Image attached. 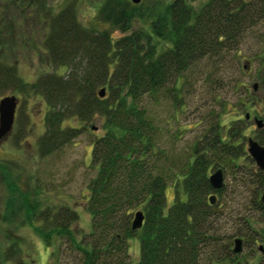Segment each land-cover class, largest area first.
Masks as SVG:
<instances>
[{"label":"trees","instance_id":"16d2710c","mask_svg":"<svg viewBox=\"0 0 264 264\" xmlns=\"http://www.w3.org/2000/svg\"><path fill=\"white\" fill-rule=\"evenodd\" d=\"M7 1L29 26L31 47L36 43L35 49L43 52L51 68L34 79L19 73L13 60L19 45L6 20V8L0 7V99L16 94L43 103L37 156L59 151L79 137L86 124L99 123L91 130L100 133L93 135L90 148L88 167L93 176L85 187L90 221L86 234L75 230L78 213L74 209L42 202L39 189H27L26 181H21L23 173L13 176L6 163H0V184L7 189L1 221L37 234L50 250L52 264L65 258L75 264H129L132 238L138 242L135 264H264V257L249 262L232 252L234 239H240L241 246L259 243L264 253V229L253 228L258 221L251 213L264 217L259 200L264 169L250 175L255 177L256 189L243 204L246 212L231 218L237 220L231 223V235L221 234L216 225L227 208L224 189L212 190L207 180L217 169L239 170L238 162L246 158L241 148L246 114L221 125L219 115L226 101L215 95L220 111L212 115L200 139L183 160L165 158L160 164L162 153L157 155L156 133L145 102L164 89L168 96L179 98L186 74L202 61L214 74L223 75L229 57L258 28L262 52L255 72L258 89L253 93L264 92V0H204L197 5L198 0H171L157 10L104 0L99 20L117 37L84 26L76 15L77 0L55 7L46 0ZM139 21L144 25L134 28ZM235 83L221 76L217 89L234 88ZM101 89L103 97L98 95ZM259 118L263 126L254 139L264 147V115ZM25 120L15 112L6 139L11 137L16 148L27 142ZM170 182L173 201L168 206L165 190ZM211 195L215 196L212 204ZM136 211L142 212L143 223L131 230ZM33 262L20 238L0 244V264Z\"/></svg>","mask_w":264,"mask_h":264},{"label":"rangeland","instance_id":"374dc122","mask_svg":"<svg viewBox=\"0 0 264 264\" xmlns=\"http://www.w3.org/2000/svg\"><path fill=\"white\" fill-rule=\"evenodd\" d=\"M65 1L69 0H46L48 4L50 3L54 7L63 4ZM117 1L122 4H132L130 0ZM169 1L171 0H139L138 4L141 8L144 7L143 9L150 10L153 8V10H157L163 3ZM199 1L204 0H198L195 5ZM103 2L104 0H77L76 15L84 26L97 30L104 29L112 34L113 30L101 22L98 17ZM0 7L6 8L4 11L6 20L10 22L14 40L19 45L15 47L13 59L19 73L34 79L38 73L51 70L50 67H47L43 52L35 49L36 43L34 49L31 47L34 40L32 35L30 36L29 26L20 19L7 0H0ZM134 25V28H139L144 23L139 21ZM112 36L117 37L118 33L113 32ZM258 36H261L260 28L246 35L237 54L229 57L223 75L222 72L214 74L212 68L205 61H202L195 64L186 74L185 86L183 90L181 89L179 98L172 95L168 96L167 90L164 89L145 100L147 115L156 133L157 155L160 153L159 151L162 153L158 155L160 164L165 161V158L168 162L183 160L184 153H187L192 145L200 139L212 123V115L220 111L215 95H218L220 100L226 101L225 108L220 111L219 115L221 125L225 126L231 120H241L247 114L245 130L242 132L244 140L241 146L246 158H242L238 162L239 170L224 169L222 171L225 185L222 197L226 199L227 208L223 210L216 225H220L219 232L225 235L226 233L233 234L234 228L230 229V226L232 221L236 223L237 220L231 218L246 212L243 204L252 197L251 190L256 189L257 182H252L255 177L250 175L253 176V173L260 172V169L255 166L254 161L246 152V140L249 138L255 140L254 137L258 132L253 123V118L260 119L259 117L264 115V92L253 93L251 89L252 84L257 83L255 72L259 65L260 52H262L257 43ZM245 61L248 63L246 71L242 69V64ZM213 74L214 77H212ZM221 76L236 82L235 87L217 89V80ZM239 86L241 89H238ZM12 96L18 100L16 111L21 118H26L24 131L27 133V138L25 137V140L31 146L27 147L24 142L23 145L21 144L16 148L11 137L4 140L0 144V163L8 164L13 171V176L23 173L21 181H26L24 186L36 191L39 189L37 196L42 202L48 201L74 209L78 213L75 230L80 231V234H86L90 221L85 212V187L89 178L93 176V172L88 167L90 148L93 135L100 133L99 129L92 131L91 127L98 128L99 123L92 122L84 125L83 133L71 143L47 157L39 158L36 154L35 142L41 129L40 119L44 105L36 98L26 99L16 94H12ZM243 105H246L244 109ZM76 125L83 126L81 123ZM248 180L252 184L241 185L242 182ZM20 186L22 187V184ZM165 196L169 206L173 201L171 182L166 187ZM6 197L7 189L3 184H0V244L8 243L9 239L16 236L21 239L25 249L31 253L34 264H52V260L49 258L50 250L43 245L37 234L27 227L15 229L12 224L1 221ZM251 213H254V219L258 221V223L253 224V228L256 230L264 229V217L261 218L263 213ZM258 245L259 243L253 245L244 242L238 257L247 259L249 262L260 260L264 257V253L258 250ZM61 248L65 249V246L62 245ZM128 256V263L135 264L138 258V242L135 238L128 240ZM69 260L67 258L62 259L60 264H75Z\"/></svg>","mask_w":264,"mask_h":264},{"label":"water","instance_id":"95a60500","mask_svg":"<svg viewBox=\"0 0 264 264\" xmlns=\"http://www.w3.org/2000/svg\"><path fill=\"white\" fill-rule=\"evenodd\" d=\"M133 4H137L139 0H130ZM247 62H243L242 69L244 71L247 70ZM252 92H255L257 90V84L254 83L251 86ZM99 97H103L104 90L101 89L98 92ZM18 100L16 97L10 95L5 96L0 99V144L9 136L11 133L14 118H15V112L17 107ZM245 118H248L247 114L245 115ZM253 123L257 130L262 128L263 123L260 119L253 118ZM246 152L247 155L254 161L255 166L259 168L260 170L264 169V147L259 145L255 140L253 139H247L246 140ZM208 183L212 190L217 191L220 189H223L224 181H223V174L222 170L217 169L211 174H209ZM215 199L214 195H211L208 200L212 204ZM259 200L262 204H264V190L261 192ZM143 223V214L141 211H136L133 215L130 228L131 230H138L141 228ZM259 251H262V247L258 248ZM241 251V240L240 239H234L233 241V249L232 252L237 254Z\"/></svg>","mask_w":264,"mask_h":264}]
</instances>
